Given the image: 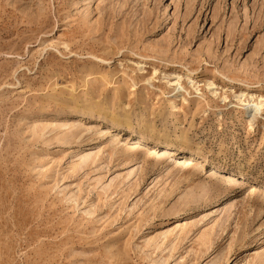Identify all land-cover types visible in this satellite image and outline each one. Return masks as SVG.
Returning a JSON list of instances; mask_svg holds the SVG:
<instances>
[{
    "label": "rangeland",
    "instance_id": "1",
    "mask_svg": "<svg viewBox=\"0 0 264 264\" xmlns=\"http://www.w3.org/2000/svg\"><path fill=\"white\" fill-rule=\"evenodd\" d=\"M0 264H264V0H0Z\"/></svg>",
    "mask_w": 264,
    "mask_h": 264
},
{
    "label": "bare ground",
    "instance_id": "2",
    "mask_svg": "<svg viewBox=\"0 0 264 264\" xmlns=\"http://www.w3.org/2000/svg\"><path fill=\"white\" fill-rule=\"evenodd\" d=\"M177 77H181L180 74H176ZM242 94L244 95V93L242 92ZM253 97V96H252ZM245 105H249L247 103H245ZM261 104H255V111L252 113V119L251 120H255L257 118V114L260 112L261 110ZM132 131V130H131ZM138 134L140 135H143L145 136L146 138H148L151 142L153 143H161L163 145H166L168 146L169 144H171L170 142H172V140H170L169 138H162L161 136L160 137H156V136H148V134H145L143 131H137ZM186 151V153H189V154H197L198 156L200 157H205V158H210L207 154H202V153H199L193 149H183ZM223 168V170H230L231 168L229 166H226V165H219ZM233 172L234 175H237L238 172L237 170L235 169H232L231 170Z\"/></svg>",
    "mask_w": 264,
    "mask_h": 264
}]
</instances>
